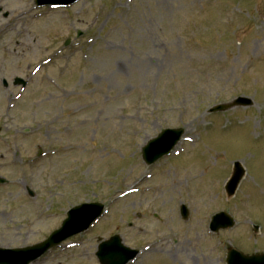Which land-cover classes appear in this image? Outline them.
Instances as JSON below:
<instances>
[{"label": "rangeland", "instance_id": "rangeland-1", "mask_svg": "<svg viewBox=\"0 0 264 264\" xmlns=\"http://www.w3.org/2000/svg\"><path fill=\"white\" fill-rule=\"evenodd\" d=\"M34 2L0 0V68L6 78L31 80L12 109L0 89V134L30 133L20 149L27 162L1 175L20 177L37 203L46 198L45 209L29 205L24 185L21 194L0 193V212L16 209L2 220V244H37L60 226L64 211L97 201L110 214L65 243L78 248L54 249L40 264H96L91 253L115 235L127 248L155 241L153 248L171 255L155 253L139 264H219L214 252L227 243L263 251L264 0H80L53 12L33 10ZM50 55L54 60L34 74ZM43 71L64 90L52 88ZM241 96L250 104L207 113ZM166 128L183 130L177 146L185 151L158 161V171L186 184L158 192L168 180L144 178L158 162L140 174L136 147ZM38 149L46 155L35 158ZM234 162L245 177L227 198L223 185ZM138 185L143 193L127 194ZM56 186L58 199L48 196ZM180 204L189 210L185 222ZM217 211L235 216L233 230L208 234ZM155 212L166 220L153 222Z\"/></svg>", "mask_w": 264, "mask_h": 264}, {"label": "water", "instance_id": "water-1", "mask_svg": "<svg viewBox=\"0 0 264 264\" xmlns=\"http://www.w3.org/2000/svg\"><path fill=\"white\" fill-rule=\"evenodd\" d=\"M77 0H40V3L42 4H51V5H59V6H66L69 4L74 3ZM237 103H241V100H239ZM226 107H218L212 111H223ZM182 132L181 131H164L157 142L154 144H157V152L155 151V154L150 158V162L156 161L160 157L166 155L173 146L177 143L179 138L181 137ZM170 136H173L170 141V143L165 144L164 142L168 140ZM153 145V144H152ZM156 148V147H155ZM149 154V147L145 149L144 156L145 159H148ZM236 173H239V171L236 170ZM238 184V179L232 180L229 185L227 186V191L231 195L236 186ZM92 207H95L93 210H88L83 213H79L78 210L72 211L69 214V219L64 224L63 229L60 232L55 233L51 239H49L47 242L43 243L42 245H39L38 247L32 248L27 251L21 252H2L0 251V261L1 264H12L13 262L19 261L17 264H28L31 261L36 260L38 257H40L43 253H45L48 249L51 247L61 243L65 239L71 237L74 234L80 233L85 231L101 214V206L99 205H93ZM80 222L79 228H77L74 231L69 230L70 224H76ZM232 225V222L228 220V226L224 227H230ZM116 241L115 243L119 242L117 238H114ZM112 239L107 244H102L103 246L109 247L112 245L113 240ZM135 253L132 255L123 258V259H117L115 258V254L112 253V251H105L101 250L99 252V257L102 259V261H105V264H124L127 260L131 259ZM264 259V258H263ZM259 258H245L243 262L250 263V264H264V260ZM16 264V263H15Z\"/></svg>", "mask_w": 264, "mask_h": 264}, {"label": "flooded vegetation", "instance_id": "flooded-vegetation-1", "mask_svg": "<svg viewBox=\"0 0 264 264\" xmlns=\"http://www.w3.org/2000/svg\"><path fill=\"white\" fill-rule=\"evenodd\" d=\"M0 136L2 137L0 138V171L15 170L17 165L20 164V134L14 132L13 134H0ZM2 220L6 221V218L4 214L0 213V242L4 235V233L1 232V229H5Z\"/></svg>", "mask_w": 264, "mask_h": 264}, {"label": "bare ground", "instance_id": "bare-ground-1", "mask_svg": "<svg viewBox=\"0 0 264 264\" xmlns=\"http://www.w3.org/2000/svg\"><path fill=\"white\" fill-rule=\"evenodd\" d=\"M103 59H105V58H103ZM98 60H101V59H98ZM97 60V61H98ZM113 64H115V63H113ZM86 136H87V134H86ZM182 185V182L181 181H178V180H176V179H169V181H168V183L165 185V186H163L164 188H167V187H169V188H178V187H180Z\"/></svg>", "mask_w": 264, "mask_h": 264}]
</instances>
